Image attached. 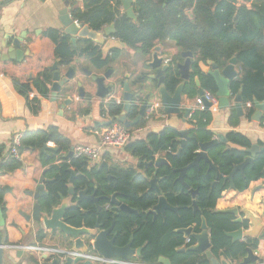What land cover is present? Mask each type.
I'll return each mask as SVG.
<instances>
[{
	"label": "trees",
	"instance_id": "16d2710c",
	"mask_svg": "<svg viewBox=\"0 0 264 264\" xmlns=\"http://www.w3.org/2000/svg\"><path fill=\"white\" fill-rule=\"evenodd\" d=\"M12 1L1 0L0 6ZM65 1L69 4L73 20L88 24L98 31L114 24L115 38L131 48L140 49L145 57L151 54L157 41L173 40L181 51H192L196 56L194 72L184 91L191 97H197L200 90L194 81L196 75L201 80V88L217 93L214 79L201 72L200 61L210 60L223 67L231 58L236 57L240 65V76L231 85L233 95L243 86L244 102L253 105L254 99L264 100V0H134L137 20L122 11V0H82L83 7L79 5L80 0ZM247 2H250L249 6ZM42 36L51 42L53 62L58 61L61 67L70 66L79 58H86L90 68L104 71L120 56L118 49L104 54L102 46L89 39H80L74 44L71 36L61 29L48 28ZM52 76L53 71L43 66L25 81L12 77L15 89L26 99L33 114L40 111L41 100L49 98ZM166 76V86L173 93L181 82L177 69H170ZM122 109L123 104L117 102L102 105L101 108L103 114L111 117L119 115ZM90 111L88 107L86 114ZM253 111L254 106L248 118L252 117ZM132 114L134 116L136 111L133 110ZM232 115L235 120L231 122L238 124L236 112L232 111ZM211 120V110L193 107L186 122L187 138L183 146L180 143V131L172 127L132 141L126 150L140 160L138 167L115 165L107 169L100 164L91 165L84 157L72 155L66 158L72 146L71 141L56 126L22 134L18 149L20 153L39 150L49 142L58 148L48 149L42 154L47 179L51 180L47 183L49 193L42 199L44 204H58L59 192L67 195L70 169L77 174L74 180L77 193L87 189L89 194L95 193L100 197L99 206L90 200H83L79 207L71 208L67 213L69 224L94 227L99 222L102 229L114 224L110 237L116 236L115 242L119 246L133 241V248L143 247L139 259L145 262H156L160 256H167L173 264H210L204 254L178 252L186 238L177 230L194 226L195 232H200L204 216L209 226L214 256L242 263L249 248L257 249L258 239L247 238L234 242L227 236V232L240 228L241 224L233 222V214L218 212L216 205L223 192L230 188V181L225 180V177L231 174L236 165L244 162L249 154L220 143L208 150L210 159L218 167L219 178L217 171L211 169L204 159L200 160L198 166L187 170L184 178L187 185L178 179L179 173L174 171V168H183L192 163L201 144L214 139L215 133L208 129ZM262 121L264 123V118ZM226 137L228 142L246 148L253 145V141L240 132H227ZM180 148L182 150L177 154ZM3 153L4 146H0L1 172H14L22 167L19 158L12 153L3 156ZM158 154L164 155L169 164L158 169L149 166L145 175L138 173L139 167L144 168L145 163L153 161ZM103 157L107 158V153ZM263 170L264 152H261L243 172L238 170L234 173L236 190L243 191L251 182L264 179ZM154 176L158 178L160 194L150 189L149 181ZM189 189L198 191L195 199L199 212L193 209V196ZM114 194L138 213L115 211L111 202ZM160 195L178 208L177 212L168 211L165 219L149 213L158 203ZM107 204L111 208H107ZM0 207L5 215L4 191L1 187ZM194 243L195 239L190 236L187 246Z\"/></svg>",
	"mask_w": 264,
	"mask_h": 264
},
{
	"label": "crops",
	"instance_id": "0c3cea01",
	"mask_svg": "<svg viewBox=\"0 0 264 264\" xmlns=\"http://www.w3.org/2000/svg\"><path fill=\"white\" fill-rule=\"evenodd\" d=\"M79 5L83 7L82 0L79 1ZM247 5L249 6L250 2H247ZM67 7L69 8V4L65 0H14L6 5L0 6V53H6L8 48L12 45L13 39L20 37V35L23 33H26V38L22 42L23 48L25 50H30V54L26 55L23 61L19 62L17 60H0V146H4L3 156H7V154L11 153V147L15 136L22 135L27 131L46 129L49 126L58 127L59 131L64 136L70 139L72 145L71 148H75L78 145L96 146L99 144L102 128L104 127H98L96 125L97 121H105L111 118V116L107 114L100 115L94 110L87 115L77 116L76 114L75 116H73L72 110L76 109L78 104H73L69 107L67 106L65 108H62V97H59V100L57 102H51V95L49 96V98L41 100L40 111L37 114H33L28 108L26 99L22 95H20L14 87L12 80L13 76L19 78L21 81H25L36 74L37 71L41 70L43 66L49 67L55 62H53L54 54L51 42L49 40L43 39L42 33L48 28H56L64 31V26L60 20V16L61 11ZM122 11H124L123 4ZM155 47H160L159 56L165 57L166 60L173 59L174 57L181 61L184 60V58H182L180 54L182 51L178 48L175 41L173 40L157 41L154 48ZM115 49L119 50L120 56L110 67L114 68L115 70L112 81H116L115 83L117 85L116 92L111 95V97L115 95L117 99H120L122 98V90L121 86H119V80L124 81L125 79H128L130 84L134 85L133 82L137 79V77L143 75V73H147V69H145V63L150 60L149 58L151 56L145 57L141 53L140 49L131 48L125 43L122 48ZM77 60H83L89 65L86 58H79ZM74 62L70 66H74ZM204 63L207 64V61H205ZM68 67L69 66L60 68L63 72H65L67 71ZM63 69H65V71ZM236 70L238 71L240 76L239 64L236 66ZM96 71L98 72L101 70L95 69V72ZM196 77L199 76L196 75L195 78ZM195 78L194 81L196 80ZM143 85L145 94L149 92L156 93V96H153L150 101L151 104L159 103L160 106L158 109V113L148 123L149 128L141 133L140 138L138 137L137 139L146 138L150 133H153L152 130L154 127H165L169 119V117L166 116L162 111V105L160 104V100L158 99L156 85L153 84V82L149 79L146 80ZM107 99L105 100V102L108 101ZM195 99L196 96L191 97L190 95L185 93L183 95L184 106H195ZM253 106L254 104L252 105L251 102H244L245 116L239 117L237 115L239 119L238 124H233L231 122V120H235L234 116L232 115V111L236 112V109L233 106H230L226 109H219L218 107L213 108L211 110L212 120L208 125V129L215 133V136H217L219 133L226 135V133L230 131L240 132L250 138L253 143L262 142L263 144H259L264 145L263 121L259 122L253 120L252 117H247L250 109H252ZM254 112L255 106L253 114ZM119 115H121V113ZM127 116L129 117V119H134L138 116V113L133 116L131 110L129 113H127ZM142 122L144 123V117L140 120L139 124ZM186 122L187 120L185 122L181 121L177 130H186ZM137 139H133L132 141H135ZM132 141H130L129 143H131ZM126 146L123 148L114 147L116 149H113V147L107 148V150H105L102 154L100 165L105 161L108 164V168L115 165L138 167L140 160L136 156L129 153L126 150ZM106 153L107 158H104L103 156ZM159 157L167 159L164 155L158 154L153 161H155ZM19 160L22 162L21 168L15 170L14 172L0 171V187L2 189L4 188V186L9 187V191H5L3 189L4 203L6 206V214L4 215L6 224L1 227V232L3 234L5 245L32 244L41 242L57 246L73 247L72 239L67 238L61 234L50 235L42 225H34L33 223H29L21 214V211L30 213L32 211L33 205L35 204L34 197L32 195H29L28 191H34L35 187L37 186L36 181L38 179L43 176L46 179L48 177L46 176V167L42 163V155H40V149L25 150L21 152ZM1 161L2 158H0V163ZM163 165L166 164L155 167L153 164H149V162H146L144 168H138V173L145 175L147 167L153 166L155 169H158ZM242 207L249 208L260 215L264 213L263 178L251 182L250 186L243 191H238L231 187L224 191L222 197H220L217 201L216 210L233 208L239 209ZM168 211L177 212L178 209H166L165 213L160 212L156 215L162 216L165 219ZM152 215L154 216V214ZM190 227H192L193 229L192 233L195 232L194 226ZM184 237L187 238L190 236L186 237L184 235ZM245 239L247 238H243L242 240ZM89 244L91 245V249L101 254L97 249H95L93 245L94 239H89ZM187 245L189 244L186 243L185 239L184 244L178 248V252H180L179 250L188 247ZM136 250L132 252V248H126L125 253L127 254L128 259L140 260V256L137 255ZM252 250L254 251L255 255H258L261 261H264L263 237L258 238L257 249ZM248 254L246 256H248ZM42 256L37 253L23 251L21 249L8 248L6 249L5 258L6 264H43L44 260L42 259ZM160 257L158 258V261L150 263L161 264ZM163 257L169 258L167 256ZM112 258L123 259L122 256H113ZM244 259L245 258H243L242 261ZM227 261L229 263L232 262L231 264H241L236 261ZM92 264L102 263H100V261H94L92 262Z\"/></svg>",
	"mask_w": 264,
	"mask_h": 264
},
{
	"label": "water",
	"instance_id": "95a60500",
	"mask_svg": "<svg viewBox=\"0 0 264 264\" xmlns=\"http://www.w3.org/2000/svg\"><path fill=\"white\" fill-rule=\"evenodd\" d=\"M134 0H122L124 12L134 20H137V16L133 7ZM171 1V0H169ZM187 1V0H183ZM60 20L64 26V32L71 36V40L74 44H77L80 39H89L94 41L95 43L102 46V52L104 54L110 53L115 48H122L124 43L115 38V27L114 24H110L106 26L103 30H95L91 28L88 24L78 23L73 20L69 8H64L61 11ZM26 38V33L20 35V37L13 39L12 45L8 48L6 53H0V60L9 61V60H17L23 61L26 55L30 54V50H25L23 48L22 42ZM160 47H155L152 55L145 63V69H147V73H143L141 79L134 81V86L130 84L128 79H125L123 82L124 91H123V110L121 115L111 117L105 121H97L96 125L99 126H108L112 124L114 121H119L123 123L127 127H132L139 124L140 120L145 116L146 109L151 105V99L153 96H156V93L149 92L145 96L142 95L145 92L143 83L146 80H150L157 87V95L160 100V104L162 105L163 113L169 117L167 121V125L165 127L178 128L181 121H186L190 116V113L195 106H184L183 104V95L185 94V86L188 81H190L192 77V73L194 72V63L196 60V56L192 51H182L181 57L184 58L181 60H166L165 57L159 56ZM238 60L236 57L231 58L228 63L221 67L218 64L208 60L207 64L203 61L199 62V68L201 72L206 75L212 77L217 86L216 95L219 97V109H226L230 106H233L236 109L237 115L239 117L245 116L244 110V98H243V86L240 88V91L234 96L231 90L232 83L238 78L239 73L236 70V66L238 65ZM177 69L178 77L181 82L176 86L175 91L171 93L166 86V74L170 69ZM49 69L53 71L52 76V84L50 87L51 102H57L59 97H62L61 107H69L73 104H78L84 99L89 101H95V99L100 102H105V100L113 94L116 88V81H112V77L115 73L114 68H108L104 73L98 74L94 73L89 67L81 66L79 67V71L88 77L90 82L84 80H76L78 76V68L74 66H69L67 71L63 72L60 68L59 62L55 61L52 65L49 66ZM195 82L198 87H201V80L199 77L195 78ZM76 80V81H75ZM75 81V82H73ZM87 86L90 87V91H93L92 88L96 87V93H90ZM205 89L200 88L198 95L202 97L204 108L203 110H212V103L206 99H204ZM77 93V96L73 97L72 94ZM143 98V103L138 110V116L134 119H129L127 113H129L134 108L135 100ZM107 99V100H108ZM102 102V103H103ZM107 103V102H105ZM100 103L98 105H90L91 111H97L100 108ZM255 112L252 115V119L255 121H262L264 118V100L259 101L254 99ZM78 108V106H77ZM77 108L72 110V115L77 114ZM90 111V112H91ZM182 117V118H180ZM165 127H154L152 132L157 133L163 130ZM181 136L183 137L180 140L181 145L183 146L186 142L187 131L181 130ZM220 143H226L229 148L237 149L240 151H246L249 156L245 159L244 162L238 164L234 167L233 171L230 175L225 177V180L230 181V187L236 189L234 184L233 175L236 171H244V168L254 162V158L264 152V145H260L259 143H253L250 148H246L240 146L236 143L228 142L225 134L219 133L218 138H214L209 142H205L201 144V149L198 151L196 158L192 163L183 168H174V171L179 173L178 179L182 181L185 185L186 182L184 180L186 172L188 169L194 166H198L200 160H206L211 169L217 171V178H219L218 167L215 166L212 160L209 157L208 150L212 146L218 145ZM48 149L58 150L57 147L50 145L49 143L45 144L40 149V155L46 152ZM74 147L71 148L70 152L66 155V158H70L73 155ZM182 148H180L177 152L179 154ZM167 159L159 157L155 161L149 162V164H153L155 167H159L162 164H168ZM102 167L108 169V164L104 161L101 163ZM71 177L69 183L67 184V195L59 192V202L58 204H44L43 197H45L49 192L46 189V183L50 182V179H46L44 176L36 181L37 186L34 191H28L29 195H32L35 199V204L32 207V211L30 213H26L21 211V214L24 216L26 221L29 223H33L34 225H42L45 230L48 231L50 235L61 234L67 238L72 239L73 247L77 250H82L87 252L90 248L89 239H94V247L97 249L101 255L112 258L113 256H122L123 259H128L126 252V248H132V252L136 250L133 248L132 242L130 241L127 245L119 246L116 244V236L110 237V234L114 228V224L107 228L102 229L99 222L96 223L94 228H89L86 225L82 226H74L68 223V211L79 205L82 200H90L96 205L99 206L100 197H98L95 193L89 194L87 189L81 190L78 193L76 192L74 186V180L77 176L76 172L73 169H70ZM264 175V170L262 171ZM150 189L155 190L158 194H160V188L157 185V177L154 176L150 179ZM5 191H9V187L4 186ZM191 195L193 196V209L195 212H199V207L196 202V194L197 190L189 189ZM75 197L78 200H74ZM111 202L114 205L115 211L122 210L127 213H138L136 209L131 208L125 203H122L117 195L114 194L111 197ZM166 209L177 210L178 208L172 206L167 199L163 196H159L158 203L149 210L150 213L156 215L160 212L165 213ZM218 212H227L231 213L235 216L233 222L236 224H241V227L227 232V235L232 238L234 242L242 240L243 238H251L258 239L259 237L264 238V213L257 214L253 210L249 208H233V209H223L217 210ZM6 224V220L2 209L0 208V264H6V248L5 242L3 239V234L1 232V227ZM192 227L181 228L178 229L179 233L187 236H192L195 239V243L191 246L185 247V249L179 250L183 251H193L197 253L204 254L209 260L210 264H230L224 258L218 259L214 256L212 252V241L209 234V226L207 220L204 216H202V223L200 227V232H193ZM143 247L138 248L137 255L140 256L142 253ZM248 256L242 261L241 264H249L255 261H259L260 258L258 255L254 254L252 249H248ZM42 259L44 260L43 264H91L89 260H83L82 258H72L68 257L65 261H61L58 258L51 260L47 255H43ZM161 264H173L171 259L161 256L160 257ZM111 264V263H107Z\"/></svg>",
	"mask_w": 264,
	"mask_h": 264
},
{
	"label": "built area",
	"instance_id": "2783aa9c",
	"mask_svg": "<svg viewBox=\"0 0 264 264\" xmlns=\"http://www.w3.org/2000/svg\"><path fill=\"white\" fill-rule=\"evenodd\" d=\"M1 1V0H0ZM204 99L210 101L212 103V109L217 108L219 104V97L212 93L209 90H205ZM196 107L204 108V103L202 97L197 95L195 99ZM159 103L151 104L147 109L144 116V123L139 124L132 127H127L123 123L119 121H114L112 124L108 126H104L101 132V138L99 144L96 146H89V145H78L73 150V156L75 157H84L86 158L91 165H98L102 160V154L107 148L110 147H118L123 148L125 147L130 141L133 139L140 138L141 133L146 131L148 127V123L153 119V117L158 113ZM109 118V117H107ZM218 138V135L215 136ZM21 142V135H17L13 139L11 153L16 157H20L19 146ZM53 145L52 142L49 143ZM107 208L110 207V204L106 205ZM186 243H190V237L186 238ZM6 248H16L21 249L23 251L37 253L39 255H47L50 260H54L58 258L61 261H65L68 257L72 258H82L83 260L89 261H101L105 263L111 264H155L144 262L140 260H131V259H118V258H108L105 257L95 250L89 248L87 252L82 250L74 249V247H64V246H57L51 245L48 243H32V244H13V245H5ZM249 264H264V261H255Z\"/></svg>",
	"mask_w": 264,
	"mask_h": 264
},
{
	"label": "flooded vegetation",
	"instance_id": "af4514ba",
	"mask_svg": "<svg viewBox=\"0 0 264 264\" xmlns=\"http://www.w3.org/2000/svg\"><path fill=\"white\" fill-rule=\"evenodd\" d=\"M61 67V66H60ZM91 69H94L93 67L91 68ZM108 69V68H107ZM106 69V70H107ZM106 70H104L103 71V73L106 71ZM94 72V71H93ZM95 73V72H94ZM99 74V73H98ZM143 75H140L139 77H137V79L136 80H138L139 78L141 79V77H142ZM193 77V76H192ZM192 77H191V79H192ZM190 79V80H191ZM123 82L124 81H120L119 80V86H121V90H122V95H123V91H124V85H123ZM189 82V81H188ZM134 83V82H133ZM117 86V85H116ZM133 86L134 85H132V88H133ZM93 89V91H90L89 90V92L90 93H96V91H97V89H96V87H94V88H92ZM116 92V88H115V90H114V92H113V94ZM112 94V95H113ZM142 95H146L145 94V92L142 94ZM96 101H99V100H97V99H95V101H89V100H87V99H84V100H82L81 102H79L78 103V108H77V116H82V115H87L86 114V109L88 108V107H90V105H91V102L93 103V102H96ZM102 102H103V100H102ZM100 102V108H98L97 109V111L96 112H98L100 115H103V113H102V110H101V108H102V105H107V104H109V103H112V102H117V103H122L123 105H124V101H123V98H120V99H117L116 98V96L114 95V96H110L109 97V99H108V101H107V103H105V102ZM142 103H143V98H141V99H138V100H135V102H134V108L132 109V111L133 110H135L136 111V113H138V109L140 108V106L142 105ZM87 104V105H86ZM135 104H136V106H135ZM137 108V109H136ZM122 112V111H121ZM83 201V200H82ZM82 201H80V203L82 202ZM80 203H79V205H78V207L80 206ZM114 206V205H113ZM111 208V207H110ZM155 217H157L158 215H154ZM195 231V230H194ZM138 249V248H137ZM91 262V264H92V261H90ZM100 263H102V264H107V263H105V262H101L100 261ZM150 263V262H149Z\"/></svg>",
	"mask_w": 264,
	"mask_h": 264
},
{
	"label": "rangeland",
	"instance_id": "374dc122",
	"mask_svg": "<svg viewBox=\"0 0 264 264\" xmlns=\"http://www.w3.org/2000/svg\"><path fill=\"white\" fill-rule=\"evenodd\" d=\"M74 66L76 67V68H78V76H77V78H75L76 80H86L87 82H90V80H89V78L88 77H85V75L83 74V73H81V71H79V67H81V66H87V67H89V69H91L90 67L91 66H89L85 61H83V60H77V61H75L74 62ZM64 71H65V69H63ZM94 70V72H95V69H92V71ZM116 72H117V68H116ZM95 73H99V74H102L103 73V71H96ZM75 80V81H76ZM75 81H73V82H75ZM87 89H89L90 90V87L89 86H87ZM72 96L73 97H75V96H77V93H74V94H72ZM100 103V101H96V102H93L92 103V105L94 106V105H98ZM87 105V104H86ZM74 116V115H73ZM117 148V147H116ZM116 148H114L113 147V149H116Z\"/></svg>",
	"mask_w": 264,
	"mask_h": 264
}]
</instances>
